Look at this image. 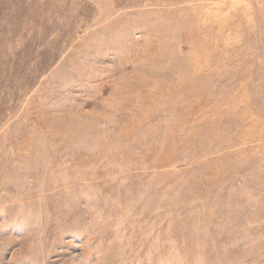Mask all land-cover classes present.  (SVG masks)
Listing matches in <instances>:
<instances>
[{"label": "rangeland", "instance_id": "374dc122", "mask_svg": "<svg viewBox=\"0 0 264 264\" xmlns=\"http://www.w3.org/2000/svg\"><path fill=\"white\" fill-rule=\"evenodd\" d=\"M0 264H264V0H0Z\"/></svg>", "mask_w": 264, "mask_h": 264}]
</instances>
